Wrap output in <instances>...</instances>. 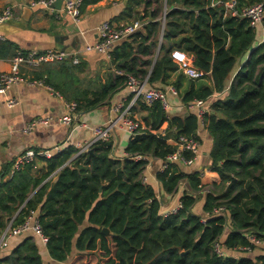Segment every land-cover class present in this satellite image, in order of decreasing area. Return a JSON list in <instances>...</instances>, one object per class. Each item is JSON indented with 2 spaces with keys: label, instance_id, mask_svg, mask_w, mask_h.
<instances>
[{
  "label": "trees",
  "instance_id": "16d2710c",
  "mask_svg": "<svg viewBox=\"0 0 264 264\" xmlns=\"http://www.w3.org/2000/svg\"><path fill=\"white\" fill-rule=\"evenodd\" d=\"M237 1L239 9L262 0ZM165 2L164 29L162 6L153 14L145 10L144 19H150L145 31L116 43L109 53L117 67L115 80L90 96L75 90L77 65L72 62L47 68L31 80H43L67 103H75L79 114L100 106L120 85L127 86V74L140 79L148 76L147 88L174 86L185 104L203 100L202 120L198 110L171 116L161 101L139 100L147 111L146 125L131 138L126 154L118 153L110 140L96 141L91 152L78 153L77 147L68 145L50 158L37 155L46 163L41 177L32 176V161L2 186L0 236L11 220L16 227L33 214L48 238L44 243L39 237L49 261L28 237L10 253H2L0 264H264V39L260 26L251 27L240 15L225 16L224 6L212 5L213 0ZM146 7L151 8V3L146 2ZM13 49L14 44L0 40V57L9 56ZM174 51L186 53L193 65L207 73L210 83L186 79ZM146 54L150 56L144 60ZM141 62L147 68L139 76ZM165 122L168 126L162 131ZM201 127L212 140L211 168L220 175V181L212 185L201 183L200 171L188 172L180 162H168L181 136L202 141ZM138 154L154 158L147 182L142 178L148 173V162L137 160ZM184 154L191 156L188 151ZM156 162L167 166L157 171ZM180 182L186 186L181 208L165 215L164 199L176 193ZM31 188L37 190L29 197ZM203 199L201 214L195 208ZM203 216H207L205 222ZM105 227L109 234L102 231ZM252 236L262 242H252ZM217 242L224 255L215 250Z\"/></svg>",
  "mask_w": 264,
  "mask_h": 264
},
{
  "label": "crops",
  "instance_id": "0c3cea01",
  "mask_svg": "<svg viewBox=\"0 0 264 264\" xmlns=\"http://www.w3.org/2000/svg\"><path fill=\"white\" fill-rule=\"evenodd\" d=\"M36 1L38 0H0V13L9 5L13 6L14 9V16L0 23V36L2 37L0 40L11 42L16 48L12 50L9 56L0 57V73L11 70V57L17 50L46 51L55 49L72 53L77 52L81 57V61L74 64L77 65V68L73 84L76 91L86 96H90L93 91L103 87L104 83L112 82L117 76L116 63L110 55L96 51H85L87 44L94 43L98 39L99 25L103 21H110L118 26L142 23V32H144L146 21L150 20L149 18L144 19V11L151 10V14H153L156 7H159L158 0H84L80 7L81 20L76 24L62 10L65 0H63L61 9H56L53 6L48 7L36 3ZM55 2L56 0L53 3ZM146 2L151 3V8L146 7ZM137 13H141L142 20L140 17L136 19ZM259 28L260 37L264 39L262 26ZM159 39L163 38L159 36ZM153 51H155L153 62H155L159 46L154 48ZM179 53L181 57L190 60L186 53ZM149 56V54H146L142 58L146 60ZM66 61L72 62L71 59L62 62ZM60 64L61 62H53L39 67L23 65L20 71L25 81L14 84L9 90L0 91V192L2 186L13 180L15 173L23 169L27 163L34 161L31 170L34 177H41L46 171V163L37 156L20 163L19 167L16 168L17 160L27 151L50 149L53 153H56L58 152L57 147L60 149L68 145L78 147L86 142H92L94 140L92 128L96 125L107 126L110 119L116 122L111 130L115 149L120 154H126V147L133 136L120 127L119 117L129 105L130 92L128 86L120 85L115 92L109 94L103 100L100 106L84 113H77L76 122L85 123L87 126L74 128L59 120L70 112L65 99L54 89L44 85L32 84L29 81L36 78L37 73L43 72L47 68L57 67ZM143 68H147V64L141 62L139 76H142L141 70ZM171 79H175V74ZM203 80L210 83L207 77ZM169 87L165 89L168 99L166 109L171 116H184L198 110V107L183 103L180 94L170 91ZM10 99H15L17 103L10 105ZM120 105H123V107L119 108ZM146 114L147 111L139 104L131 110V115L139 119L144 126L146 125L144 121ZM40 116H52L54 120L49 125L26 131L25 128L31 120ZM167 126L168 123L165 122L161 130L163 131ZM200 134L202 141L199 157L194 163L190 165L182 164V167L188 172L200 171L201 183L212 185L220 181L219 173L211 168L212 140L203 127L200 129ZM162 165L160 162H156L154 169L157 171L162 170ZM152 167L153 165L149 169L151 176ZM185 187L184 182H180L176 193L164 199V212L179 205ZM36 190L37 188H31L29 197ZM203 203L204 199L197 203L195 208L197 212L201 213L203 211ZM23 205L18 208L14 217ZM12 222L13 220L7 224L4 231L10 224L13 227ZM28 237H32L38 243L43 254H45L44 259L49 261L46 246L33 231L10 237L6 244L0 248V257L4 252H11V247H14L11 244L15 240L19 238L17 243L19 244Z\"/></svg>",
  "mask_w": 264,
  "mask_h": 264
},
{
  "label": "built area",
  "instance_id": "2783aa9c",
  "mask_svg": "<svg viewBox=\"0 0 264 264\" xmlns=\"http://www.w3.org/2000/svg\"><path fill=\"white\" fill-rule=\"evenodd\" d=\"M54 0H38L36 3L44 4L45 6H51ZM84 0H65L64 6L62 10L71 17V19L78 24L81 20L80 7ZM34 2V4H36ZM212 5H222L225 8V16L230 14L232 16L240 15L249 20L251 27L262 26V30L264 32V0L259 3H255L252 5H247L242 8H237L238 1L237 0H213ZM166 14V13H165ZM164 14V18H165ZM14 16L13 6H7L2 13H0V23H3ZM163 18V20H164ZM142 23H131V24H123V25H114L110 21H103L98 27V39L94 43H89L85 47V51L91 52L96 51L102 54L109 55L112 47L122 41L123 39L128 38L130 35L142 29ZM0 38H2L0 36ZM263 39V38H262ZM180 51H174L173 56L178 62L179 71H181L187 79H192L196 81H200L205 79L207 73L195 65L191 63L187 58L181 57ZM183 53V52H182ZM71 59L73 64H78L81 61V57L77 54V52H67L64 50H55L49 49L46 51H36V50H18L17 53L11 58V70L4 71L0 73V91L9 90L14 84L19 83L21 81H25L23 75L21 74V66L27 65L30 67H39L41 65L53 62H62L65 60ZM123 73V72H122ZM127 86L130 92V100L129 105L126 109L121 113L120 127L125 129L131 136H135L140 133L145 126L143 123L134 118L131 115V110L133 107L138 105V101L142 100L148 104L153 103L157 100L161 101L165 108L168 107V99L167 92L165 90L159 88H147V79H140L132 74H127ZM28 81V80H27ZM32 84L44 85L48 88L52 89L50 86L46 85L43 80H29ZM169 90L178 93V90L174 86H170ZM17 101L15 99H10L9 104L14 105ZM193 107H198V117L202 120L203 115L206 112L205 102L203 100H196L194 103H190ZM69 113L59 120L69 124L72 127H80L87 126L85 123H77L76 117V104L75 103H67ZM123 105H120L119 108H122ZM54 120L52 116H40L33 118L31 122L26 126V131H31L34 128L49 125ZM107 126L104 125H96L92 128L94 140L92 142H86L82 145H79L77 148L79 149L78 153H84L91 149V146L96 141H110L112 140V127L116 122H113L111 119ZM178 146L177 150L168 156V162H180L183 165H190L194 163L200 155V146L201 141L197 136H181L178 141H176ZM59 152L61 149L59 147L56 148ZM188 151L191 153L190 157H187L184 153ZM37 155L44 156L46 158H50L53 155L52 150L45 149L41 151L29 150L24 155L19 157L16 163V168L19 167L20 163L24 161L31 160ZM137 160L147 161V171L143 178V182H147L150 175L149 169L152 166V161L154 158L144 154L136 155ZM167 164L162 165V169H164ZM208 190V189H207ZM209 191V190H208ZM181 208V203L176 207L164 212L167 214H175ZM222 208L216 210V212L221 211ZM203 222L207 220V216H203L201 219ZM27 231H33L41 240L46 243L48 238L43 234L41 224L38 218H35L33 214L28 216L26 220L16 226L11 227V224L7 227V229L3 232L0 237V248L6 244V241L16 235H20ZM252 242L261 243L262 241L255 236H252ZM241 249H250L249 247H244ZM215 250L224 255L225 251L222 249V246L217 242L215 244Z\"/></svg>",
  "mask_w": 264,
  "mask_h": 264
},
{
  "label": "rangeland",
  "instance_id": "374dc122",
  "mask_svg": "<svg viewBox=\"0 0 264 264\" xmlns=\"http://www.w3.org/2000/svg\"><path fill=\"white\" fill-rule=\"evenodd\" d=\"M158 4H159V6L161 7L162 6V10H161V12H160V17H161V20H162V23H163V28L165 27V18H164V14L166 13V5H165V1H162V0H160L159 2H158ZM156 7V6H155ZM163 18H164V20H163ZM162 28V29H163ZM162 34H163V32H161ZM160 37L162 38V35H160ZM161 40V39H160ZM19 242V238L17 239V240H15L12 244H11V246H16L17 245V243ZM12 248V247H11ZM42 253V255H43V257H45V254H43V252H41Z\"/></svg>",
  "mask_w": 264,
  "mask_h": 264
},
{
  "label": "water",
  "instance_id": "95a60500",
  "mask_svg": "<svg viewBox=\"0 0 264 264\" xmlns=\"http://www.w3.org/2000/svg\"><path fill=\"white\" fill-rule=\"evenodd\" d=\"M62 3H63V0H56V2L53 3V5H51V6L55 7L56 9H61L62 8ZM140 19L141 20L143 19L142 15L140 16ZM89 152H91V149L89 150ZM102 231L104 233H107V234H109L111 232L110 229L107 228V227L103 228ZM258 264H261V263H258Z\"/></svg>",
  "mask_w": 264,
  "mask_h": 264
}]
</instances>
